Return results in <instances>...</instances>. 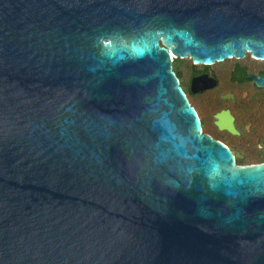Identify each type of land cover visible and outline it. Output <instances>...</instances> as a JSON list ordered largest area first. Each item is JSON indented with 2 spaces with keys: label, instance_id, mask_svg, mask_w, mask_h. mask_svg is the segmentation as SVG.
<instances>
[{
  "label": "water",
  "instance_id": "obj_1",
  "mask_svg": "<svg viewBox=\"0 0 264 264\" xmlns=\"http://www.w3.org/2000/svg\"><path fill=\"white\" fill-rule=\"evenodd\" d=\"M248 54L264 0H0V264H264V164L173 70Z\"/></svg>",
  "mask_w": 264,
  "mask_h": 264
},
{
  "label": "flooded vegetation",
  "instance_id": "obj_2",
  "mask_svg": "<svg viewBox=\"0 0 264 264\" xmlns=\"http://www.w3.org/2000/svg\"><path fill=\"white\" fill-rule=\"evenodd\" d=\"M173 70L202 135L221 143L237 167L264 164V61L251 55L213 65L176 58Z\"/></svg>",
  "mask_w": 264,
  "mask_h": 264
}]
</instances>
